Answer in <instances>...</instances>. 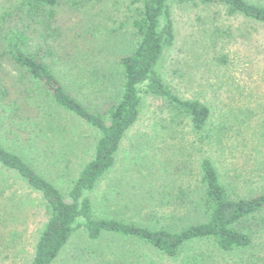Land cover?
Segmentation results:
<instances>
[{
  "label": "rangeland",
  "instance_id": "374dc122",
  "mask_svg": "<svg viewBox=\"0 0 264 264\" xmlns=\"http://www.w3.org/2000/svg\"><path fill=\"white\" fill-rule=\"evenodd\" d=\"M249 1L264 5V0ZM129 4L130 0H60L55 7L33 9L26 0H0V19L5 20L0 54L1 33L10 24L14 31L25 33L27 47L48 60L62 80L76 76L81 96L96 102L117 89L118 61L134 46L136 36L127 19ZM169 5L175 42L161 63L164 80L180 97L199 99L211 107L209 129L213 131L202 139L187 118L171 116L162 99L143 92L140 118L125 137L117 165L92 194L100 215L110 212L149 224L147 215L158 204L156 217L169 223L170 210L160 204L172 209L175 200H160V194L178 192L180 186L195 191L199 163L206 156L235 193L264 192V26L230 15L221 5L189 0H169ZM0 61L30 89L27 98L38 103L42 113L56 111L55 119L67 127L65 139L48 150L47 160L36 167L52 168L54 179L70 182L91 158L96 131L58 111L15 63L4 57ZM72 129L81 135L73 151L69 146ZM50 156L62 166L66 162L61 163V158L66 157L69 168L56 166ZM4 183L0 264H31L48 210L22 181L0 170L1 190ZM149 193L157 195L155 201H147ZM253 237L252 245L243 250L224 252L212 241H201L171 257L133 238L104 234L90 239L79 228L54 264H189V255L200 254L207 256L208 264H264V225L254 226Z\"/></svg>",
  "mask_w": 264,
  "mask_h": 264
},
{
  "label": "trees",
  "instance_id": "16d2710c",
  "mask_svg": "<svg viewBox=\"0 0 264 264\" xmlns=\"http://www.w3.org/2000/svg\"><path fill=\"white\" fill-rule=\"evenodd\" d=\"M26 1L33 9L52 8L60 3V0ZM189 2L221 5L230 15H242L264 26L263 4L249 0ZM128 10L127 19L136 36L134 46L118 61L117 89L96 102L81 96L82 88L76 76L62 80L48 60L29 49L25 33L14 31L10 24L1 33L4 44L0 58H8L22 69L58 111L84 122L97 134L91 158L81 165L70 182L54 179L52 168L38 170L36 165L42 164L49 156L48 150L65 139L68 129L55 119L56 111L42 113L41 106L27 98L30 89L0 61V170L22 181L26 190L42 198L48 210L31 264H54L79 228L90 239H99L104 234L133 238L174 257L188 245L201 241H212L224 252L247 249L253 243L254 226L264 225V192L246 196L235 193L222 181L208 156L200 160V182L195 191L180 186L178 192L169 190L160 194V200H175L170 204L172 209L160 204V208L170 210L169 223L156 217L160 211L158 204L147 215L149 224L129 221L110 212L98 214L92 194L116 167L125 137L140 118L143 92L162 99L171 116L187 118L192 131L202 139L209 138L213 131L209 129L211 107L199 99L180 97L164 80L161 63L175 42L169 0H130ZM3 18L0 29L4 26ZM70 132L69 146L73 151L81 135L74 129ZM50 157L56 166H62L57 158ZM62 160L66 162L62 167L68 169L70 160L61 158V163ZM5 189L4 183L1 195ZM156 198V194L149 193L147 201ZM188 261L208 264L203 254L189 255Z\"/></svg>",
  "mask_w": 264,
  "mask_h": 264
}]
</instances>
